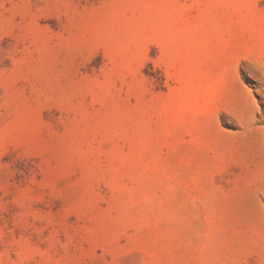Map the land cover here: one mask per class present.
Returning <instances> with one entry per match:
<instances>
[{"label":"rangeland","instance_id":"1","mask_svg":"<svg viewBox=\"0 0 264 264\" xmlns=\"http://www.w3.org/2000/svg\"><path fill=\"white\" fill-rule=\"evenodd\" d=\"M0 264H264V0H0Z\"/></svg>","mask_w":264,"mask_h":264}]
</instances>
